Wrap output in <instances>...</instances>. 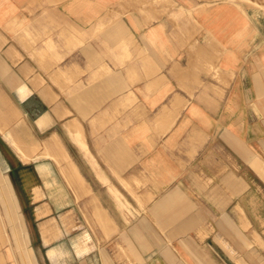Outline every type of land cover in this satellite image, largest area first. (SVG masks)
Here are the masks:
<instances>
[{"label": "crops", "instance_id": "crops-1", "mask_svg": "<svg viewBox=\"0 0 264 264\" xmlns=\"http://www.w3.org/2000/svg\"><path fill=\"white\" fill-rule=\"evenodd\" d=\"M23 17L37 23L27 50ZM9 102L20 127H0V228L15 243L0 248L22 244L24 264L46 206L37 180L45 218L95 197L126 264H264V0H0ZM61 147L79 198L50 157Z\"/></svg>", "mask_w": 264, "mask_h": 264}, {"label": "rangeland", "instance_id": "rangeland-1", "mask_svg": "<svg viewBox=\"0 0 264 264\" xmlns=\"http://www.w3.org/2000/svg\"><path fill=\"white\" fill-rule=\"evenodd\" d=\"M207 1L217 2L219 0ZM19 22L20 23L16 22L14 24L13 31L20 33L19 42L26 50L28 48H33V45L37 44L36 20L23 17ZM31 56L37 61V54H35V52ZM18 57L19 59L21 58L20 55H18ZM14 113H17V115ZM18 118L19 116L15 109V104L12 102L0 103V127L6 125L3 126L4 130H11V132L14 130L16 133L20 127V120L18 121ZM20 130L26 131V128L24 127ZM13 139L14 142L11 141V143L14 145V148L17 149V137L14 136ZM50 157L58 161L65 177L71 182H75L72 176H69L66 161L60 152L57 151ZM28 160L29 157L27 156L25 161ZM26 177L28 178V183L33 185L32 173L27 172ZM46 186L52 187L47 181ZM75 186L77 192L79 191L77 194L79 198L82 190L79 189L77 183H75ZM43 195L44 194L41 193L39 181L37 180V207L39 208L42 206L43 202H46L45 208L37 209V215L39 216H37V264H103L104 258L111 260L112 264H126L119 261L117 257L119 255V258L122 259L123 256H128V251L120 247L119 253L117 252L116 254L115 252L120 236L117 235L107 241L106 239L110 238L111 235L104 231V224L98 222L95 215H93L94 208L95 214L99 216L96 213L97 199L95 197L92 200L79 198L75 201H71L74 204H69L60 208L58 213H56L57 217L45 218L49 216L51 209L49 207V201H40ZM2 230L0 228V239L4 237L6 240L10 241L11 244L15 243L12 227L7 229V226H2ZM86 243L92 244L93 246H82ZM21 246L23 245L20 244L18 247H1L0 264H24L21 258ZM104 249L109 251V253L111 252V256L105 253ZM100 251L102 253L104 252L106 255H102V260ZM24 254L27 255V257L30 256L27 250H25Z\"/></svg>", "mask_w": 264, "mask_h": 264}, {"label": "bare ground", "instance_id": "bare-ground-1", "mask_svg": "<svg viewBox=\"0 0 264 264\" xmlns=\"http://www.w3.org/2000/svg\"><path fill=\"white\" fill-rule=\"evenodd\" d=\"M27 91V90H26ZM28 92V91H27ZM3 130V129H2ZM60 150H61V154H62V156L64 157V159H65V161H66V164H67V168H68V174H69V176H72V179L73 180H75V182L77 183V185H78V187H79V189H81V183H82V179H81V176H80V174H79V172H78V170H77V168L75 167V166H73V163L70 161V157H69V155L67 154V152L64 150V148L63 147H61L60 148ZM45 154L46 155H51L48 151H46L45 152ZM26 159V158H25ZM79 182H80V184H79ZM30 184V183H29ZM39 198V197H38ZM102 208H100V207H98L97 206V209H96V213L99 215V216H101L102 217V219H100L101 221L100 222H102L103 224L105 223V227L104 228H106V230L109 232V230L107 229V225H110V224H108V223H110L109 222V218L105 215L106 214V212L105 211H103L102 212V210H101ZM50 211V210H49ZM104 212H105V214H104ZM48 213V212H47ZM103 213V214H102ZM46 214V213H45ZM105 215V216H104ZM38 216V215H37ZM39 217V216H38ZM50 228V227H49ZM109 228V227H108ZM47 229V228H46ZM105 230V231H106ZM110 231H112V230H110ZM112 233H113V231H112ZM112 233H108L109 235H111Z\"/></svg>", "mask_w": 264, "mask_h": 264}]
</instances>
